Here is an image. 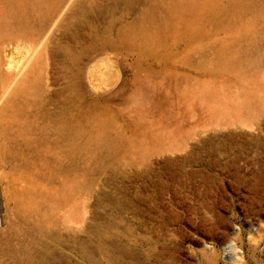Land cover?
I'll use <instances>...</instances> for the list:
<instances>
[{
    "label": "rangeland",
    "instance_id": "obj_1",
    "mask_svg": "<svg viewBox=\"0 0 264 264\" xmlns=\"http://www.w3.org/2000/svg\"><path fill=\"white\" fill-rule=\"evenodd\" d=\"M0 264H264V0H0Z\"/></svg>",
    "mask_w": 264,
    "mask_h": 264
}]
</instances>
